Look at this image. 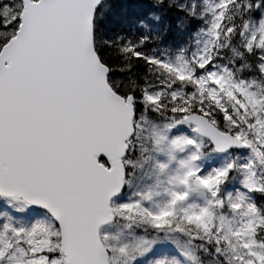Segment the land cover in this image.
<instances>
[{"label":"snow or ice","instance_id":"6c2138e0","mask_svg":"<svg viewBox=\"0 0 264 264\" xmlns=\"http://www.w3.org/2000/svg\"><path fill=\"white\" fill-rule=\"evenodd\" d=\"M0 264H264V0H0Z\"/></svg>","mask_w":264,"mask_h":264},{"label":"trees","instance_id":"16d2710c","mask_svg":"<svg viewBox=\"0 0 264 264\" xmlns=\"http://www.w3.org/2000/svg\"><path fill=\"white\" fill-rule=\"evenodd\" d=\"M121 3H129V4H134L137 2V0H120Z\"/></svg>","mask_w":264,"mask_h":264}]
</instances>
